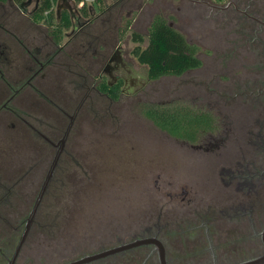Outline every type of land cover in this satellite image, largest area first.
Segmentation results:
<instances>
[{
    "label": "flooded vegetation",
    "instance_id": "1",
    "mask_svg": "<svg viewBox=\"0 0 264 264\" xmlns=\"http://www.w3.org/2000/svg\"><path fill=\"white\" fill-rule=\"evenodd\" d=\"M26 1L29 2L0 0V191H7L0 195V210L4 212L9 200L5 194L18 191L20 181L28 174L34 177L36 168L44 165V161L34 158L38 152L43 153L42 148L38 149L40 142L49 144L56 154L60 140L68 131L48 193L56 173L64 164L63 171L68 166L63 155L69 153L70 134L85 103L89 102L95 109L100 98L117 102L127 88L141 83L140 75H134L123 57L121 46L116 43L117 48L108 54L101 52L109 45L110 38L104 35L102 39L92 28L104 14L105 19L100 22H111L112 15L120 8V0L105 5L106 11L101 6L97 11L93 5H79L75 0L69 3L57 0L56 26L36 21L41 0ZM206 4L214 17L232 26L236 43L226 46L224 54L237 60L212 65L210 75L223 73L229 77L216 80L211 76V81H204L209 92L193 93V88L190 89L191 97L183 106H189L193 114L206 116L200 125L202 134L180 137L155 125L160 133L173 136L174 142L190 148L185 153L193 159L208 164L207 185H199L187 175L184 180L180 176L166 181L165 176L158 174L153 188L145 182L148 178H143L142 190L154 201L151 209L145 203L144 219L108 245L84 251L72 260L144 239V243L84 264H163L159 249L165 252L166 264H264V1L226 0ZM58 6L62 8L60 16ZM85 8L89 15L84 14ZM15 13L17 17L12 23ZM65 14L70 15L71 25L62 29L57 40L55 28L63 23ZM89 50L92 56L85 64L83 59ZM65 71L71 77H66ZM70 84L74 85L71 94ZM70 97L78 102L72 113ZM148 109L144 110L146 116ZM54 110L68 117L59 137L54 135L61 131L52 122ZM22 147L29 151L27 155H22ZM13 151L15 154L10 155ZM27 156L33 157L29 160L31 165L18 175L22 163H28L22 157ZM39 212L21 251L33 226L41 223ZM26 218L23 227L22 220L16 224L4 220L13 230L8 234L13 235L0 239V264H9L25 230ZM21 251L14 264H20Z\"/></svg>",
    "mask_w": 264,
    "mask_h": 264
},
{
    "label": "rangeland",
    "instance_id": "2",
    "mask_svg": "<svg viewBox=\"0 0 264 264\" xmlns=\"http://www.w3.org/2000/svg\"><path fill=\"white\" fill-rule=\"evenodd\" d=\"M114 1L84 0V3L86 6L93 5L98 11L100 6L112 5ZM217 1L226 0H121L118 2L120 8L112 15L111 22H100L105 19L104 14L93 25L95 34H100L102 39L104 35L110 38L109 45L106 49L102 48L101 52L108 54L117 48L116 43L121 46L123 57L134 75H140L141 83L127 88L117 102L111 103L100 98L94 107L96 111L86 102L78 113L67 144L69 153L63 155L64 160L68 161V169L65 167L63 171V163L61 170L56 173L51 191L45 195L40 208L38 221L41 223L33 226L18 259L20 264H62L79 257L84 251L98 250L103 244L108 245L110 241L116 240L117 235L124 234L131 225L144 219L145 203H148L149 209L153 207H150L153 198L145 196L142 190L143 178H148L145 182L153 188L158 174L165 176L166 181L180 176L184 180V175H187L199 185H207L210 178L208 164L185 153L191 149L174 142L173 136L160 133L144 110L159 104L186 105L191 97L190 89L193 88V93L209 92L208 84L204 81L208 83L211 76L214 77L210 75L213 64L219 66L237 60L224 54L226 46L236 43L232 38L235 34L232 26L214 17L206 4ZM54 3L55 7L56 1ZM157 14L162 15L198 47V56L202 60L200 68L177 76L148 77L147 66L140 64L132 53L137 44L132 39V32L137 31L145 37V47L151 22ZM12 16L13 23L17 13ZM40 16L39 23L46 24ZM128 21L130 23L127 26ZM91 54L92 51H87L83 59L85 64L89 63ZM74 70L82 71V68ZM65 75L71 77L67 71ZM228 77L217 73L214 78ZM68 87L71 94L74 85ZM77 103L70 97L71 113ZM52 122L61 130L54 133L55 137H59L66 128L68 117L54 110ZM41 148L43 153L38 152L34 157L44 161V165L37 167L33 175L37 183L34 184V177L28 174L17 185L18 191H11L15 195L11 192L5 194L9 200L5 212L0 210V213L3 212L0 215V239L13 235L8 234L13 230L10 223L4 220H13V224L22 220L24 226L55 154V150L47 143L40 142L38 149ZM28 153L22 147V155ZM30 159L33 160V157H22L28 163H22L18 175L27 171L31 165ZM139 185L140 189L137 190ZM5 192L0 191V195ZM4 215L6 219H3Z\"/></svg>",
    "mask_w": 264,
    "mask_h": 264
},
{
    "label": "trees",
    "instance_id": "3",
    "mask_svg": "<svg viewBox=\"0 0 264 264\" xmlns=\"http://www.w3.org/2000/svg\"><path fill=\"white\" fill-rule=\"evenodd\" d=\"M13 1L23 3L26 0ZM55 1L57 0H41L40 6L37 9L36 21H39V16L41 15L40 17L45 19L47 25L56 26ZM101 9L106 11L105 6H101ZM46 11H49L47 15H45ZM84 14L89 15L86 8L84 9ZM129 23L130 21H128L127 26ZM70 25V15L65 14L63 23L60 24L59 28H55L57 40L61 38L62 29H67ZM132 39L137 43L132 49V53L140 64L147 66L148 77L150 79H157L165 75H181L189 69L199 68L202 65V60L198 56V47L191 43L181 31L170 25L160 14H157L151 22L147 37L148 41L145 47H143L145 37L142 34L133 31ZM113 97L117 98L118 95H114ZM147 115L156 125L171 134L189 138H192L196 134H202L200 125L206 117L200 113L193 114L189 106L185 107L183 105L152 106L147 110Z\"/></svg>",
    "mask_w": 264,
    "mask_h": 264
},
{
    "label": "water",
    "instance_id": "4",
    "mask_svg": "<svg viewBox=\"0 0 264 264\" xmlns=\"http://www.w3.org/2000/svg\"><path fill=\"white\" fill-rule=\"evenodd\" d=\"M61 1H64V2H67L69 3V0H59V2ZM25 2H29V1H25ZM24 2V3H25ZM68 9L69 10H72L70 6H68ZM61 11H62V8L60 6L57 7V13H58V16L61 15ZM170 25H172L170 23ZM67 134H68V131L65 133V136L60 140V143L61 145H59V148L54 156V159L50 165V168L48 169L47 173H46V176L42 182V185L40 187V190L38 191L37 193V196L34 200V203L32 205V208L26 218V224H25V230L23 231V234H22V237L21 239L19 240L18 244H17V247L13 253V256L12 258L9 260V264H14L19 256V253L21 251V248L23 246V243L26 239V236L28 234V231H29V228L31 226V223L34 221V219L36 218L38 212H39V209H40V206L42 204V201H43V198H44V195L46 193V190L49 186V184L51 183L52 179H53V176L55 174V169H56V166L58 164V161H59V158L61 156V153L63 151V145L65 144V139L67 137ZM58 146V144H57ZM145 240L144 239H139V240H136L132 243H127V244H124V245H121V246H116V247H112V248H109V249H104L100 252H97V253H94V254H88V255H85L81 258H78V259H75V260H72V261H68V262H65V263H62V264H84V263H88V262H91V261H94V260H97V259H100L102 257H105V256H108L109 254H112V253H115V252H118L122 249H125V248H128V247H131V246H134L136 244H140V243H144ZM161 252V253H160ZM159 253H160V259L162 261L163 264H166V261L164 259V254L165 252L162 250V249H159Z\"/></svg>",
    "mask_w": 264,
    "mask_h": 264
},
{
    "label": "built area",
    "instance_id": "5",
    "mask_svg": "<svg viewBox=\"0 0 264 264\" xmlns=\"http://www.w3.org/2000/svg\"><path fill=\"white\" fill-rule=\"evenodd\" d=\"M80 2L78 3L79 5H82L84 3V0H79Z\"/></svg>",
    "mask_w": 264,
    "mask_h": 264
}]
</instances>
